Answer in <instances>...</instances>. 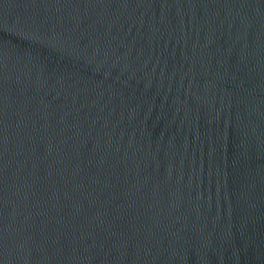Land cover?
<instances>
[{"label": "water", "instance_id": "obj_1", "mask_svg": "<svg viewBox=\"0 0 264 264\" xmlns=\"http://www.w3.org/2000/svg\"><path fill=\"white\" fill-rule=\"evenodd\" d=\"M0 264H264V0H0Z\"/></svg>", "mask_w": 264, "mask_h": 264}]
</instances>
